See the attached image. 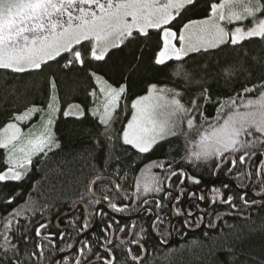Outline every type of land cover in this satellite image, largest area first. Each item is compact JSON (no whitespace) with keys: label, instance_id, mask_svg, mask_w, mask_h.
<instances>
[{"label":"trees","instance_id":"1","mask_svg":"<svg viewBox=\"0 0 264 264\" xmlns=\"http://www.w3.org/2000/svg\"><path fill=\"white\" fill-rule=\"evenodd\" d=\"M219 0H199L197 9L189 11L183 19L174 24L179 33L183 23L189 19H203L208 17V6ZM133 38H129L121 48L111 50V59L107 65L92 60L87 54L86 44L76 47L85 56L84 66L73 61L71 66L64 67L72 56L64 53L56 61L50 62L46 68L42 66L40 71L14 73L0 69V132L13 120L17 114H21L29 107L45 109L52 95L49 82L54 80L59 98V112L55 117L53 131L60 138V149L47 155L34 156L32 165L25 169L26 178L20 182L0 183V233L9 236L8 240H0V245L11 247L19 244L21 251L25 249L31 252L37 243L36 228L41 223L49 225L47 231L41 235L54 234L53 242H48L44 248V259L41 264H51L55 257L65 251L68 244L74 245L77 233L66 231L64 240L60 239V231L55 227V220L63 213L70 211L78 202H84L89 206L90 215L86 220L88 227L95 222L93 210L96 203L91 195V184L100 176L113 177L123 189H141L140 198L143 199V186L150 182L153 175L160 176V171L153 166V161L159 160L168 153V159L179 161L188 154L187 159L181 165L186 173L198 177L199 186L187 185V190L193 189L205 196L207 186L216 178L222 181L215 183L213 190L209 191L210 205L208 209H201L197 198L189 202V211L193 214L201 211L206 216V225L199 233H188L181 223L174 225L175 239L171 246L162 247L154 239L149 231V223L153 213H143L133 223L135 234L143 235L142 243L149 250L150 256L147 264H254L260 261L264 264V206L257 200L256 207H249L243 214L232 212L231 208L223 204V198L228 194L234 196L237 207L242 206L239 199L241 192L248 183L247 165L251 159L249 172L252 180L256 181V168L261 166V176L264 178V134H257L255 128L250 129L252 136L242 135L239 139L247 145L252 153L251 158L244 165L239 163L240 152L233 154L237 164L232 173L228 171L230 164L221 168L216 176L215 159L195 161L190 154L199 149L201 138L210 135L213 128L223 124L229 116L237 110L239 112L258 111L261 108L260 98L264 95L258 85L264 81V66L256 63L253 57H264V41L260 39L245 40L236 46L226 44L207 53L189 54L183 60L168 61L167 66H156L153 63L158 50L161 49V40L158 32L149 30L148 37H140L136 32ZM78 50V51H79ZM243 65L246 72H235L229 75L230 66ZM103 69V71H98ZM209 71L205 72L203 69ZM102 76L110 85L118 87L127 85L126 95H122L119 107L113 116L115 123L103 126L99 122L100 112H94L97 105L99 92L97 83L89 73ZM165 90L169 97L179 99L182 104L189 106L193 100L202 106L201 111L193 117V126L188 132L178 133L169 143L140 154L135 149L123 143L121 129H126L134 109L132 103L150 90V85ZM254 87L255 90L244 93L243 88ZM91 91H97L95 97H89ZM209 98L205 103L201 93ZM174 93L178 95L174 96ZM249 101L253 103L249 105ZM69 107H79L85 113H96L95 117L86 115L83 121L66 119L63 116ZM85 131L91 134H85ZM111 137L109 140L108 137ZM96 141L99 146H94ZM171 145V146H170ZM95 147L92 154H86L85 149ZM8 153L0 150V174L6 171ZM11 167V165H9ZM87 177L85 181L83 178ZM230 180L231 182H229ZM178 178H174V183ZM235 185H233V183ZM86 185H88L86 187ZM224 185H227L225 189ZM215 188H219L222 196L216 197ZM249 190L259 191L257 183H253ZM95 191L99 195H108L112 201L118 197L113 185L108 181L97 183ZM185 192V193H186ZM177 193L173 192V196ZM11 198L14 202L8 203ZM151 201L161 199L159 194H148ZM246 199L251 202L253 197L248 195ZM120 202H127L128 198L120 197ZM159 218L155 222L154 231L162 239L160 234L170 233V224L175 217L171 202L162 210H157L154 203H150ZM181 208V207H180ZM182 211V208H181ZM231 213V214H229ZM17 214V216H14ZM219 214L220 219L216 217ZM250 219L242 218L248 217ZM84 209L79 208L73 215L60 221L63 226L81 227L84 224ZM199 217V216H197ZM189 219L190 229L196 227V219ZM113 221V227L118 231L123 222L117 224L105 214L100 217L98 227L82 243L91 247V252L99 250L100 240L104 238L103 227ZM214 223L215 227L209 226ZM19 225L17 235L16 226ZM140 229H144L140 233ZM25 238L29 243L25 244ZM170 239V234L165 238ZM53 243L55 246H53ZM127 249V248H126ZM122 252L125 248L117 245L114 249ZM128 250V249H127ZM133 253L139 252L133 248ZM103 254V253H101ZM60 264H66L60 261ZM71 264V263H70Z\"/></svg>","mask_w":264,"mask_h":264},{"label":"snow or ice","instance_id":"2","mask_svg":"<svg viewBox=\"0 0 264 264\" xmlns=\"http://www.w3.org/2000/svg\"><path fill=\"white\" fill-rule=\"evenodd\" d=\"M226 2L239 4L242 7V12L234 11L225 17L221 12L225 4L211 3L208 6L207 18L189 19L182 24L179 33H177L174 24L182 20L189 11L197 9L199 0H168L163 5H159L158 0H104V2L101 0H0V69L14 73L40 71L42 66L48 67L50 62L56 61L62 53H70L72 58L83 67L84 61L81 58V52L74 51V46H79L84 41L92 43L91 59L107 65L111 59L110 51L124 46L125 41L129 38L134 39V30L140 37H148L149 29L158 32L162 46L156 53L153 63L163 67H166L170 60L180 61L189 54L207 53L226 44L236 46L245 40L252 39L264 41V0H226ZM84 5L94 6L95 10L92 7L85 8ZM246 18H251L253 25L247 28L237 26L231 33L225 31L220 24V21L226 19L229 22H241ZM197 33L210 38H201L193 43L192 37ZM177 43L181 46L177 47ZM252 59L264 66V57H253ZM71 64L72 59H69L64 67H69ZM98 71H103V69L98 68ZM203 71L208 72L209 70L205 68ZM246 71L249 70L245 69L243 65L230 66L228 69L229 75ZM89 74L93 76L97 84L101 83L102 78L96 73ZM102 83L104 86L99 87L97 91L104 95L105 104L99 122L103 126H110V122H116L113 113L118 109L122 95H126L127 85L121 84L118 87H113L106 80ZM49 86L54 91L55 81H50ZM258 87L264 91V81L259 83ZM150 88L156 90L157 85L152 84ZM254 90L255 86L243 88L244 93ZM97 91H91L89 97H95ZM175 95L178 93H174ZM200 95L205 103L209 102L205 92ZM149 98L148 96L139 97L132 103V108L136 110V114L132 116L126 129H121L122 136L120 138L123 143L140 154L149 153L166 143L170 144L172 138L177 137L180 131L181 122L179 120L165 121L159 126L154 125L152 128L143 126V104ZM54 100L55 97H51L48 104L51 112L58 111ZM252 103L249 101V105ZM258 103L261 105L260 110L244 113L237 110L222 125L213 128L210 135L203 136L199 149L190 154L195 161L215 159L214 167L217 170L225 164H230L232 167H229L228 171L231 174L237 164V160L232 158L233 154L240 152L239 163L244 165L245 161L251 158L252 153L239 138L244 134L251 137L253 133L250 129L253 126L257 134H264V95L261 96ZM171 104L174 106L171 115L184 114L188 128L193 126V117L202 108L195 100L189 106L182 104L179 99H172ZM37 112H43V109L35 106L29 107L27 111L15 115L13 117L14 122L8 123L4 128L3 138H0V150H6L10 155L5 164L6 171L0 174V183L20 182L26 178L24 170L32 165L34 156L38 154L47 155L60 149V138L53 131L54 116L47 120L45 131L36 143L31 140L27 142V145L22 143L23 136L18 125L20 122H27ZM86 115L95 117L97 114L85 113L79 107L76 109V115H73L70 109L63 113L66 119H78L79 121H83ZM85 134L90 135L91 133L85 131ZM108 139L110 140L111 137L109 136ZM93 145L99 146L96 141L93 142ZM94 151L95 147L85 149L86 154H92ZM17 153L22 154L23 159L17 158ZM260 155L264 157V153H260ZM167 156L168 153H165L159 160L153 161V166L160 171L161 175H153L150 182L144 184L142 191L145 196L143 199L140 198L141 189L139 186L134 192L123 193L136 205L137 210L142 209L145 213H152L153 209L147 207L150 203H154L157 210H162L167 203L171 202L172 209L176 214L184 215L179 204L187 190V185L199 186L201 181L198 177L186 173L181 167L184 163L183 160L177 162L174 159H168ZM261 171V166L258 164L255 182L252 180L251 172L242 174L247 175L249 181L244 188L252 186L253 183H257L259 187V191L252 193L251 202L246 199L248 192L245 190H242L239 198L242 202L240 208L237 207L234 202L235 198L231 194H228L220 202L228 205L232 212L241 214L249 207H256L257 199L261 201L260 206H264V178L261 176ZM174 178H178L175 183ZM83 179L88 180L87 177ZM96 183H99L98 178L96 181H88V184L92 186ZM213 187L209 186L208 190L212 191ZM224 187L227 189L228 186L224 185ZM113 188L117 194H120V184L113 185ZM174 191L177 193L175 196H173ZM148 194H159L162 198L150 201L147 198ZM215 194L216 197L222 196L219 188H215ZM187 195L189 198L195 197L201 201L205 199L204 195L195 190L188 191ZM100 200L106 202L107 209L104 207L97 208V217L107 211L122 213L132 210L129 203L125 202L122 207L118 206L108 195L100 197ZM7 202L13 203L14 201L9 198ZM91 203L98 204L99 200L90 201ZM185 211L189 217L193 215L191 211L187 209ZM157 218H159L158 212ZM242 218L250 219V214L248 217L242 215ZM216 219H220L219 214ZM203 220V215L197 217L196 227H199ZM188 225L189 221H185V226ZM209 226L215 227V224L210 223ZM48 227L49 225L41 223L36 228L37 243L31 252L26 249L21 251L19 244H14L11 247L0 245V264H41L42 259L45 258L44 248L47 247L48 242H53L55 239L54 234L41 235L42 231L46 232ZM83 228L88 229V224L85 223ZM111 228L112 224L109 223L106 229L101 230L104 233V238L100 240L97 252L92 253L91 247L87 243H84L83 246L77 244L75 254L69 251L66 255H61L56 261H53V264H60V261H67L72 256H75L73 264H147L150 253L142 243L144 236H137L133 233V239L118 242L108 237L107 233ZM18 229L19 225L17 224V235H20ZM64 231V229H60L62 241L64 240ZM77 231L80 232L81 230L77 229ZM119 231L124 233L126 229L121 227ZM143 232L144 229H140V233ZM169 234L168 232L160 234L161 243L166 242L165 238ZM8 238V235L0 233V240L7 241ZM24 243H29L27 238H25ZM118 243L133 245L139 249V252L131 253L127 249L118 252L114 250ZM53 246H55L54 243ZM67 248L70 250L73 245L68 244ZM60 251L65 253L64 248H61ZM254 264H260V261H254Z\"/></svg>","mask_w":264,"mask_h":264},{"label":"rangeland","instance_id":"3","mask_svg":"<svg viewBox=\"0 0 264 264\" xmlns=\"http://www.w3.org/2000/svg\"><path fill=\"white\" fill-rule=\"evenodd\" d=\"M101 2H104V0H101ZM167 2H168V0H158L159 5H163ZM216 3L217 4H220V3L225 4V7L223 9H221V12L223 13V15L225 17L229 16L234 11L235 12H242V7L239 4L227 3L226 0H219ZM84 7L85 8L92 7L93 10H95L94 6L84 5ZM220 24L222 27H224L225 31L231 33V31L237 26L242 27V28H247V27L252 26L253 20L251 18H246L241 22H236V21L229 22L226 19L225 21H220ZM149 30H151V29H149ZM134 33H135V30L133 32V35H134ZM185 36L187 39V32L185 33ZM201 38L209 39L210 37H207L203 34L197 33L196 35H194L192 37V41H193V43H195ZM177 40H178V37H177ZM82 44H86L85 45L86 50L89 53L87 55L91 56L92 43L88 42V41H84V42H82ZM176 46L180 47L181 45L179 43H177ZM76 47H78V46H74V51H76ZM62 54H64V53H62ZM97 76L101 77L102 81L105 80L102 76H100V75H97ZM102 81L100 84H97L98 88L104 86ZM143 96L150 97L143 104L144 111H143V116H142V123H143L144 127L152 128L154 125L159 126L160 124L164 123L165 121L179 120L181 123H180V131L178 133H182L184 131L188 132L190 130V128L187 127V120H186L184 114H177L175 116L171 115V113L173 111V107H174L171 104V101H172V99H176V98L169 97L165 90H161L160 88H157L156 90H152L150 88L148 93L143 95ZM143 96H141V97H143ZM51 97H55L54 103H55V107L58 111L51 112V110L47 106L45 109H43V112H37L34 115H32L31 119H29L27 122H20L19 123L18 126L21 128V133L23 136V140H22L23 144L27 145V142L29 140L33 141V143H36L39 140V138L41 137V135L43 134V132L45 131V126L47 124V120L53 116L54 117L58 116V112L60 110H59V98H58V93H57L56 88L54 91L52 90ZM104 104H105V97L103 94L99 93L98 98H97V105L94 106L93 111L94 112H100L103 114ZM69 109L71 110L73 115H76V109H77L76 107H69L67 110H69ZM80 110L83 111L82 109H80ZM135 114H136V110L134 109L132 116ZM131 119H132V117L130 118V121H131ZM11 122H14V121L12 120ZM4 128L0 132V138H3ZM9 131H11V130H9ZM29 133H31V135H29ZM9 155L10 154L8 153V156ZM16 155H17V158L23 159L22 154L17 153Z\"/></svg>","mask_w":264,"mask_h":264},{"label":"flooded vegetation","instance_id":"4","mask_svg":"<svg viewBox=\"0 0 264 264\" xmlns=\"http://www.w3.org/2000/svg\"><path fill=\"white\" fill-rule=\"evenodd\" d=\"M79 50V49H78ZM80 52H81V58L84 60L85 59V56L86 55H84L83 54V52L81 51V50H79ZM89 57L91 58V56L89 55ZM73 61H75V59L74 58H72V63H73ZM188 155V154H187ZM187 159V158H186ZM107 177H109V178H111L112 180H114L115 181V183L116 184H118V182L113 178V177H110V176H107ZM112 180H105V181H108V182H110L112 185H115L114 183H113V181ZM101 181H103V180H101ZM100 182V181H99ZM97 185V184H96ZM250 187V186H249ZM96 188V187H95ZM193 189H189L188 191H192ZM248 190H249V188H248ZM90 191H91V188H90ZM114 191H115V189H114ZM135 190H132V189H123V188H121V190H120V194H117L116 193V191H115V193L117 194V196L118 197H116L115 198V201H113L114 203H116L118 206H123L125 203L124 202H120L119 200H120V197H125L124 195H123V193H131V192H134ZM187 191V192H188ZM250 191V190H249ZM187 192L184 194V197L181 199V201H180V204H179V206L182 208V212H184V215H177L176 214V212L174 211V213H175V217H174V219L172 220V222H171V224H170V228H171V225H172V223H173V221L174 220H176L175 222H174V224H173V232H172V234H173V241H172V243L174 242V239H175V233H174V225L176 224V223H181V225H182V227L184 228V230L186 231V232H188L186 229H188V230H193V229H190V228H188V227H186L185 226V221L186 220H189V219H193V215L191 216V217H189L188 215H187V212L185 211V209H187V210H189L188 209V207H189V202L190 201H192L193 200V197L192 198H189V196L187 195ZM251 193H253L252 191H250ZM91 195L94 197V199H97V200H99V203L97 204H95V208H94V210H93V213H94V215H95V222H96V219L98 218V223H97V225H96V227H95V229L98 227V225H99V221H100V217L102 216V214H105V215H107L108 217H110L111 219H113L117 224H119V223H123V222H127V223H130L131 225H130V227L128 228V225H126V224H122V226L121 227H125V229H126V231L124 232V233H121L119 230L118 231H116V229L113 227L114 225H113V221L111 222V224H112V228H111V230H109L108 231V233H107V235H108V237L109 238H111V239H114V240H116V241H118V242H123V241H128V240H131V239H133L134 238V236H133V233H135L136 232V230H135V226L133 225V223L132 222H134L136 219H138L139 217H141V215L144 213V211L141 209V210H137V208H136V206H134V204L128 199V203H129V206H130V208L132 209L131 211H127V212H122V213H113V212H111V211H107L106 213H101L100 214V216L99 217H97V215H96V210H97V208H99V207H104L105 209H107V204H106V202L105 201H103V200H100V197H102V195H99V194H97L96 193V191H95V193L94 194H92L91 193ZM248 195H251V194H248ZM252 196V195H251ZM253 197V196H252ZM127 198V197H126ZM208 199H209V197H208ZM198 200V199H197ZM203 201H205V199L203 200ZM210 201V200H209ZM200 202H201V200H198V203H199V206H200ZM79 203H81L82 205L81 206H79L71 215H73L79 208H82V209H84V224L86 223V220H87V218L89 217V215H90V209H89V206L86 204V203H84V202H78L77 204H79ZM76 204V205H77ZM75 205V206H76ZM75 206L70 210V211H68V212H65V213H63V214H61L56 220H55V227H56V229H57V231H60V229H64L65 231H64V233L66 232V231H73V232H75V233H77V239H76V241H75V243H74V245H73V248L72 249H70V250H67V251H65V253H68L69 251H71L73 254H75L76 253V245H77V243H78V240L83 236V238L80 240V242H79V245L81 246L82 245V243L86 240V238L95 230H92L91 232H89L92 228H93V226H94V224H95V222L93 223V225L92 226H90V227H88V229H86V230H83L81 227H72V226H63V225H61L60 224V221L61 220H63L64 218H67V217H69V216H71V215H68V216H66V217H61V216H63V215H65V214H67V213H69V212H71L74 208H75ZM147 207H149V208H151V209H153L151 206H147ZM199 212H201V211H199ZM153 214H154V216H153V218H152V220L154 219V217H155V220H154V222H153V225L155 224V222L157 221V213L155 212V210L153 209V212H152ZM193 213V212H192ZM133 217H135V218H133ZM182 217H184V224L179 220V219H181ZM133 218V219H132ZM151 220V221H152ZM151 221H150V223H151ZM150 223H149V231H150V233H151V235H152V237L154 238V239H156L157 240V242L160 244V242H159V240H161V238H159L157 235H156V233H155V231H154V226H153V231H154V235L152 234V232H151V230H150ZM83 224V225H84ZM120 227V228H121ZM77 229H80L81 231L80 232H78L77 231ZM103 229H106L105 227H103ZM131 231H132V236H131V238L129 239V237H130V234H131ZM169 231H170V229H169ZM63 233V234H64ZM189 233V232H188ZM172 234H171V232H170V239H169V241L171 240V236H172ZM192 234V233H191ZM46 235H49V234H46ZM45 235V236H46ZM55 236V235H54ZM169 241H167V242H164V244H167V243H169ZM118 245H120L121 247H123V248H127L131 253H133V248H135L133 245H130V244H127V243H118ZM161 245V244H160ZM172 245V244H171ZM170 245V246H171ZM162 246V245H161ZM162 247H164V246H162ZM75 248V249H74ZM65 253H59L56 257H55V259L58 257V256H60V255H63V254H65ZM74 258H75V256H72V257H69V259L67 260V261H65V263L66 264H73V262H74ZM54 259V260H55ZM53 260V261H54ZM53 261H52V263H53ZM51 263V264H52Z\"/></svg>","mask_w":264,"mask_h":264},{"label":"water","instance_id":"5","mask_svg":"<svg viewBox=\"0 0 264 264\" xmlns=\"http://www.w3.org/2000/svg\"><path fill=\"white\" fill-rule=\"evenodd\" d=\"M187 156L188 155H185L182 159H180V160H185L186 158H187ZM233 159H235L234 157H232ZM179 160V161H180ZM250 163H251V159H250V161H249V163H248V165H247V172H249V168H250ZM227 164H225L222 168H224L225 166H226ZM219 171H220V169H218V170H216V176L218 175V173H219ZM98 179H99V181H101V180H112L111 178H109V177H107V176H100V177H98ZM97 180V178L94 180V181H96ZM113 181V183L114 184H116L115 183V181L114 180H112ZM220 181H222V179L221 178H216L215 180H213L208 186H207V188H206V190H205V201H201L200 202V207H201V209H208L209 208V205H210V201H209V199H208V193H209V186H213L215 183H217V182H220ZM229 182H231L230 180H228ZM233 183V185H235V183L234 182H232ZM248 183H249V181H248ZM248 183H247V185H248ZM97 184V183H96ZM96 184L94 185V186H92L91 185V193L92 194H94L95 193V187H96ZM237 187V186H236ZM248 188L249 187H247V188H244V189H241V188H239V187H237V189H238V191H240V192H242V190H245V191H247L248 192V194H251L252 195V193L248 190ZM258 201H260L259 199H257ZM82 204L81 203H79V204H77L76 206H75V208L71 211V212H69V213H67V214H65V215H63V216H61V217H66V216H68V215H71L79 206H81ZM134 206H136L135 204H134ZM201 215H203L204 216V220H203V223H202V225H201V227L200 228H198V229H195V230H188V229H186L189 233H199V232H201L203 229H204V227H205V225H206V216H205V214L203 213V212H197V213H195V214H193V217H197V216H201ZM133 218H135V217H133ZM132 218V219H133ZM154 220H155V217H154V219L151 221V223H150V230H151V232H152V234L154 235V231H153V222H154ZM183 224H184V217H182L181 219H179ZM176 220H174L173 221V223H172V225H171V228H170V232H171V234H172V232H173V224H174V222H175ZM97 223H98V218L96 219V222H95V224H94V226H93V228L89 231V232H91L92 230H94L95 229V227H96V225H97ZM131 236H132V231H131V234H130V237H129V239L131 238ZM155 236V235H154ZM83 238V236L78 240V243L77 244H79V242H80V240ZM172 241H173V234H172V236H171V240L169 241V243H167V244H164V243H161V240H159V242H160V244L162 245V246H164V247H169L171 244H172ZM77 246V245H76ZM76 248V247H75ZM74 248V249H75ZM67 253H65V254H63V255H66ZM61 256V255H60ZM60 256H58V257H60ZM57 257V258H58ZM57 258L54 260V261H56L57 260ZM53 264V263H52Z\"/></svg>","mask_w":264,"mask_h":264},{"label":"bare ground","instance_id":"6","mask_svg":"<svg viewBox=\"0 0 264 264\" xmlns=\"http://www.w3.org/2000/svg\"><path fill=\"white\" fill-rule=\"evenodd\" d=\"M182 159V158H181Z\"/></svg>","mask_w":264,"mask_h":264}]
</instances>
